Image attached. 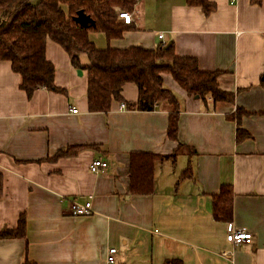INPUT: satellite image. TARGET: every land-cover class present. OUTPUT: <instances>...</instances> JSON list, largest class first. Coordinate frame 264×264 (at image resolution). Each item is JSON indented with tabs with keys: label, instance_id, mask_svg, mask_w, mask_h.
<instances>
[{
	"label": "crops",
	"instance_id": "crops-1",
	"mask_svg": "<svg viewBox=\"0 0 264 264\" xmlns=\"http://www.w3.org/2000/svg\"><path fill=\"white\" fill-rule=\"evenodd\" d=\"M214 1L206 15L186 0H138L122 38L92 35L99 48H156L164 32L178 56L221 72L219 86L233 102L191 96L163 75L180 100L177 140L166 102L140 111L114 101L108 113L91 112L87 71L80 75L51 39L46 55L65 92L39 87L29 98L11 61L0 60V232L27 217L25 237H0V264H109L113 247L116 264H264V2ZM80 60L89 64L86 54ZM122 94L139 99L132 82ZM239 128L250 136L238 141ZM76 146L77 154L56 158ZM136 153L176 155L154 162L147 194L131 190ZM97 159L109 166L94 173ZM224 185L234 192L231 221L214 217ZM73 201H90L93 211L73 215ZM231 227L253 233L254 243L229 242Z\"/></svg>",
	"mask_w": 264,
	"mask_h": 264
},
{
	"label": "trees",
	"instance_id": "trees-1",
	"mask_svg": "<svg viewBox=\"0 0 264 264\" xmlns=\"http://www.w3.org/2000/svg\"><path fill=\"white\" fill-rule=\"evenodd\" d=\"M138 0H0V60H9L16 73L21 75L20 88L31 98L35 90L45 87L65 92L55 82L56 67L47 58L49 39L60 44L70 55L72 64L88 74V101L91 112L108 113L114 101L124 103L129 109L155 110L160 103H168L172 110L168 133L177 140L180 120V100L165 87L163 75L171 73L191 96L203 100L211 97L215 102H233L235 95L220 88V71H204L195 57L178 56L174 43L159 44L156 48L132 46L129 48H99L92 33H103L110 41L120 39L133 28L123 23L119 13L134 12ZM261 5L264 0H250ZM189 6H199L206 15L216 10L214 0H186ZM84 11L91 21L83 25L77 20ZM86 54L89 64H81L80 55ZM135 83L139 89L136 102L126 101L123 87ZM242 114L241 110H238ZM238 129V141L249 137ZM82 146L71 152L60 151L56 158L77 154ZM173 155L136 153L132 156L131 190L138 194L150 193L153 188L154 162ZM188 169L184 174L188 173ZM0 179V190L2 189ZM1 196V194H0ZM233 188L224 185L213 201L214 217L219 221H231L233 217ZM27 217L21 214L14 229L0 232V237H25ZM24 264H35L26 260ZM171 264H183L173 260Z\"/></svg>",
	"mask_w": 264,
	"mask_h": 264
},
{
	"label": "built area",
	"instance_id": "built-area-1",
	"mask_svg": "<svg viewBox=\"0 0 264 264\" xmlns=\"http://www.w3.org/2000/svg\"><path fill=\"white\" fill-rule=\"evenodd\" d=\"M119 18L120 20L125 23V24H133L135 21V16L133 12L129 11H123L119 13ZM159 38L162 40L161 44H166L167 39H166V34L164 32H160L158 34ZM121 107L127 108L124 103H121ZM73 112L77 113L78 109L76 107L73 108ZM109 166V163L105 160L102 159H97L91 164V170L94 173H99L103 169L107 168ZM93 211L92 209V202H85L81 203L78 201H73L72 206H71V213L73 215H88ZM227 239L229 242L235 244V245H240L242 243H247V244H253L254 243V235L251 232H248L244 229L238 228V227H231L229 230V233L227 235ZM116 253H117V248L113 247L110 248L108 251V256H107V262L109 264H116Z\"/></svg>",
	"mask_w": 264,
	"mask_h": 264
},
{
	"label": "water",
	"instance_id": "water-1",
	"mask_svg": "<svg viewBox=\"0 0 264 264\" xmlns=\"http://www.w3.org/2000/svg\"><path fill=\"white\" fill-rule=\"evenodd\" d=\"M77 20L81 22L83 25H87L90 21L91 18L84 12V11H79ZM171 44V42L168 43V46ZM79 74L82 75L83 71L79 69ZM199 97V96H197Z\"/></svg>",
	"mask_w": 264,
	"mask_h": 264
},
{
	"label": "rangeland",
	"instance_id": "rangeland-1",
	"mask_svg": "<svg viewBox=\"0 0 264 264\" xmlns=\"http://www.w3.org/2000/svg\"><path fill=\"white\" fill-rule=\"evenodd\" d=\"M153 23H156V22H153ZM99 33V32H98ZM91 35H94V39H97V36H95V35H97V33H92ZM98 42V41H97ZM99 44V43H98ZM99 46H101V45H99Z\"/></svg>",
	"mask_w": 264,
	"mask_h": 264
}]
</instances>
